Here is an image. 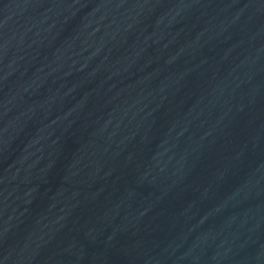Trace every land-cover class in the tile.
<instances>
[{"label":"water","instance_id":"water-1","mask_svg":"<svg viewBox=\"0 0 264 264\" xmlns=\"http://www.w3.org/2000/svg\"><path fill=\"white\" fill-rule=\"evenodd\" d=\"M0 264H264V0H0Z\"/></svg>","mask_w":264,"mask_h":264}]
</instances>
